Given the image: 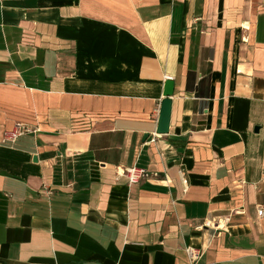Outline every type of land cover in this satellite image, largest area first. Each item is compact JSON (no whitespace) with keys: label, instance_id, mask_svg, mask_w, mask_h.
<instances>
[{"label":"crops","instance_id":"0c3cea01","mask_svg":"<svg viewBox=\"0 0 264 264\" xmlns=\"http://www.w3.org/2000/svg\"><path fill=\"white\" fill-rule=\"evenodd\" d=\"M261 208L264 0H0V264H264Z\"/></svg>","mask_w":264,"mask_h":264},{"label":"built area","instance_id":"2783aa9c","mask_svg":"<svg viewBox=\"0 0 264 264\" xmlns=\"http://www.w3.org/2000/svg\"><path fill=\"white\" fill-rule=\"evenodd\" d=\"M35 132L31 127L26 124H17L12 130H8L3 135V143L5 144H15L17 141L31 133ZM118 176H125L130 184H138L143 178L148 176L146 170L141 168H118ZM264 215V209L259 210V216ZM190 264H198L202 258L203 252L201 249L187 248L186 249Z\"/></svg>","mask_w":264,"mask_h":264},{"label":"water","instance_id":"95a60500","mask_svg":"<svg viewBox=\"0 0 264 264\" xmlns=\"http://www.w3.org/2000/svg\"><path fill=\"white\" fill-rule=\"evenodd\" d=\"M174 95V81L169 79L165 82L164 99L161 102V109L158 121L157 132L165 135L170 131L171 115H172V100ZM37 161V158H34Z\"/></svg>","mask_w":264,"mask_h":264}]
</instances>
